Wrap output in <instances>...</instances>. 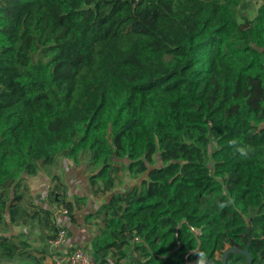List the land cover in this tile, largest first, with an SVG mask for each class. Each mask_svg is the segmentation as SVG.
<instances>
[{"label": "trees", "instance_id": "trees-1", "mask_svg": "<svg viewBox=\"0 0 264 264\" xmlns=\"http://www.w3.org/2000/svg\"><path fill=\"white\" fill-rule=\"evenodd\" d=\"M243 2L0 0V190L85 155L111 194L88 215L95 263L223 264L251 237L264 264V0L240 22ZM119 161L144 176L122 194ZM21 246L0 235V264Z\"/></svg>", "mask_w": 264, "mask_h": 264}, {"label": "rangeland", "instance_id": "rangeland-1", "mask_svg": "<svg viewBox=\"0 0 264 264\" xmlns=\"http://www.w3.org/2000/svg\"><path fill=\"white\" fill-rule=\"evenodd\" d=\"M262 3L263 0H244L238 9L240 22H243V16L254 18ZM118 163L119 167L123 165V169L117 173V183L112 193L122 194L139 185L144 176H131L127 170V161ZM95 171L96 169L91 167L89 158L85 155L79 156L76 161L60 155L52 165H41L36 176H21L17 185L10 189L0 190V235H9L18 244L23 242L26 245V248L21 246L24 250L23 260H17L11 264H53L52 253L62 249L54 251L49 249L48 242L57 231V225L53 224L55 222L52 220L54 218L52 215L57 209H65L67 215L56 212V216L59 218L60 224L66 227L62 222L63 217H65L64 220H71L75 213L79 222L83 223L86 215L96 211V204L88 180ZM41 179L47 184L46 191L48 190V192L45 191L44 195L42 190H39L38 194L37 192L32 193L37 180ZM56 194L60 198L70 195L74 202V208L69 210L64 206V202L56 205L54 201ZM110 195L98 196H106L108 199ZM14 197H21L22 202L21 206H18L19 213L12 220L10 211L15 207L16 199ZM79 197L84 198V202H78ZM2 203L6 204V208L1 206ZM82 205L81 209L74 212L77 207L80 208ZM85 248L91 252L88 247Z\"/></svg>", "mask_w": 264, "mask_h": 264}, {"label": "crops", "instance_id": "crops-1", "mask_svg": "<svg viewBox=\"0 0 264 264\" xmlns=\"http://www.w3.org/2000/svg\"><path fill=\"white\" fill-rule=\"evenodd\" d=\"M70 165L72 164V162L70 161L69 163ZM36 176V175H35ZM47 184L43 181V179L41 180H37V183L34 186V189H32V193L37 192L39 190H42L43 195L44 193L48 192V190L46 191V189H48V187L46 186ZM46 191V192H45ZM58 194V193H57ZM56 194V197H54V201L56 203V205H59V203H63V202H71L74 204L73 199L71 198L70 195H67L65 198L62 197H57L58 195ZM42 195V196H43ZM92 196L94 197V202L96 204V210L101 207V205H103L105 203L106 196L105 197H99L96 194L92 193ZM22 202V199L20 197V199L16 200L15 207H13V209L15 210L16 207H20ZM62 206V204H61ZM42 208H44L43 206H41ZM83 207V205L79 208L77 207L74 212L79 209H81ZM47 209V208H46ZM59 209L55 210L52 217H54L52 220L53 224L57 225H61L59 222V218L56 216V212H58ZM95 211L91 212L94 213ZM90 213V214H91ZM89 214V215H90ZM65 217L62 218V222L63 224L66 225V228L69 232V238H68V244L66 249L67 250H72L75 246H81V247H88L90 250H92L94 243L96 242L97 238L100 235V232L103 228V225H101V223L99 222V220L97 219H93L88 217V215L85 216L84 222L80 223L78 218L75 216L72 217V219H68V220H64ZM76 226V228H75ZM8 237H10L9 235H7ZM14 242H16L14 239H12ZM17 243V242H16ZM18 244V243H17ZM87 249V248H86ZM23 260L22 256L18 261Z\"/></svg>", "mask_w": 264, "mask_h": 264}, {"label": "built area", "instance_id": "built-area-1", "mask_svg": "<svg viewBox=\"0 0 264 264\" xmlns=\"http://www.w3.org/2000/svg\"><path fill=\"white\" fill-rule=\"evenodd\" d=\"M58 213L67 215L65 209H59ZM58 230L49 240L48 245L51 251L62 249L52 253L53 264H96L90 251L81 246H75L72 250H67L69 232L66 227L57 224Z\"/></svg>", "mask_w": 264, "mask_h": 264}, {"label": "clouds", "instance_id": "clouds-1", "mask_svg": "<svg viewBox=\"0 0 264 264\" xmlns=\"http://www.w3.org/2000/svg\"><path fill=\"white\" fill-rule=\"evenodd\" d=\"M229 146L232 147L233 154H239L240 157L245 159L255 150L252 145L243 143L236 138L229 141ZM220 206L223 208L226 207L227 204H221ZM195 254L197 256L195 264H208V257L204 251H198Z\"/></svg>", "mask_w": 264, "mask_h": 264}, {"label": "water", "instance_id": "water-1", "mask_svg": "<svg viewBox=\"0 0 264 264\" xmlns=\"http://www.w3.org/2000/svg\"><path fill=\"white\" fill-rule=\"evenodd\" d=\"M250 245H251V237H250V241H249V243L247 245V248L245 250H242V249H240L239 247H236V246L229 248L223 255V264H226L228 255L231 252H235V253H238V254H241V255L245 256L248 259L247 264H252L253 257H252V255L250 254V251H249Z\"/></svg>", "mask_w": 264, "mask_h": 264}]
</instances>
